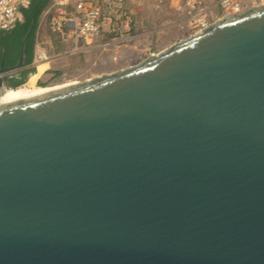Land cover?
<instances>
[{
    "label": "water",
    "instance_id": "1",
    "mask_svg": "<svg viewBox=\"0 0 264 264\" xmlns=\"http://www.w3.org/2000/svg\"><path fill=\"white\" fill-rule=\"evenodd\" d=\"M0 264H264V5L0 103Z\"/></svg>",
    "mask_w": 264,
    "mask_h": 264
},
{
    "label": "built area",
    "instance_id": "2",
    "mask_svg": "<svg viewBox=\"0 0 264 264\" xmlns=\"http://www.w3.org/2000/svg\"><path fill=\"white\" fill-rule=\"evenodd\" d=\"M34 1L0 0V31H10L18 22L23 21L22 10L30 8ZM175 1L176 10L185 17L190 29L196 32L195 35L201 34L228 15L242 14L264 5V0ZM128 2L129 0H52V4L45 10L39 22L34 61L31 65L36 72L30 74L29 79L40 74L42 65H51L58 60L50 55L40 37L45 26L51 35L69 44L75 52L95 47L98 39L105 37H109L118 45L131 41L129 34L132 30V15ZM111 44L110 41H105L101 46L108 47ZM15 72L0 73L4 90L13 89L9 87L7 80ZM40 79L41 76L36 80L38 86H42ZM50 85L52 83L48 82L45 86Z\"/></svg>",
    "mask_w": 264,
    "mask_h": 264
},
{
    "label": "rangeland",
    "instance_id": "3",
    "mask_svg": "<svg viewBox=\"0 0 264 264\" xmlns=\"http://www.w3.org/2000/svg\"><path fill=\"white\" fill-rule=\"evenodd\" d=\"M172 0H158V9H157V14H154L152 17V21H154L155 25L161 26L163 28V31L161 32L160 40L158 41V48L153 51L152 54H160L164 51H166L168 48H170L172 45L180 43L181 41L187 40L188 38L194 36L196 34L195 31H192L188 25L187 20L183 15H180L178 11L175 8V5L171 3ZM160 9V10H159ZM132 30L131 33L129 34V37L131 38V41L128 43L118 45H110L108 47H104L100 49L102 52H108L113 49V47H120V46H126L132 43L135 38L133 34V27H134V19L132 17ZM40 37H42L43 41L46 44L47 35L44 32H41ZM48 38V37H47ZM44 44V47L50 52V55L52 57H55L57 61H55L53 64H51V68L49 72L44 73L41 75V82H49L52 83L50 86H55V85H60V84H65V83H72V82H79V83H84L85 81L95 79L97 77H100L106 73H101V70L99 68L95 67H89L88 64H82L81 62H77V59H79V56L83 54V56H89L93 54L94 52V47L91 48H85L79 50V52H75L74 49H64L61 51H50L48 48V43L47 46ZM128 56V54H127ZM145 58V56L143 57ZM142 58V59H143ZM75 59V61L73 60ZM114 63H115V68L112 70L111 73L118 72L122 69L126 68H131L133 66H137L140 63H131L125 62V63H120L118 61L117 57H113ZM141 60V59H139ZM118 61V62H117ZM82 64V65H81ZM91 68V69H90ZM110 70V71H111ZM55 71H60L61 74L53 80H50V78L53 76V72ZM33 79V78H32ZM29 79L27 84L23 85L22 87L26 88L28 86V83L32 80ZM43 87V86H41ZM44 87H49V86H44Z\"/></svg>",
    "mask_w": 264,
    "mask_h": 264
},
{
    "label": "crops",
    "instance_id": "4",
    "mask_svg": "<svg viewBox=\"0 0 264 264\" xmlns=\"http://www.w3.org/2000/svg\"><path fill=\"white\" fill-rule=\"evenodd\" d=\"M157 1L158 0H129V10L134 19V27L132 32L134 34L135 40L132 43L117 48L113 47L111 51L105 53L100 50L104 48L101 46V43L110 41L113 43L112 45H114L116 42L112 41L109 37L98 39L95 47L93 48V54L89 56H83V54H81L79 59H77V62L88 64V66L92 68L97 67L99 70H101V73H106L104 75H107L115 68V63L113 60L114 56L118 58L120 63L129 61H131V63H134V61H136V63H141L147 57L152 55L153 51L158 48V41L160 40V36L163 34H161L163 28H161V26L155 25L154 21H152L153 15L157 14ZM175 2L176 1L174 0L171 3L175 5ZM41 32H44L48 37L45 38V40L47 39L46 44L44 41L43 43L46 46L48 43V48L50 51L54 52L64 49H72L69 44L63 43L59 37L51 35L47 26L43 27ZM144 56L145 58H143ZM73 60L75 61V59ZM50 68L51 65H47V71L45 70V73L49 72Z\"/></svg>",
    "mask_w": 264,
    "mask_h": 264
},
{
    "label": "trees",
    "instance_id": "5",
    "mask_svg": "<svg viewBox=\"0 0 264 264\" xmlns=\"http://www.w3.org/2000/svg\"><path fill=\"white\" fill-rule=\"evenodd\" d=\"M52 0H35L32 6L22 10L23 21L18 22L10 31H0V69L13 68L19 61L24 38L28 36L25 49V65L16 71L8 80L9 87L16 89L27 82L30 74L36 69L31 67L34 61L37 31L40 19ZM50 80L56 79L61 72L55 71ZM42 86L48 82H41Z\"/></svg>",
    "mask_w": 264,
    "mask_h": 264
},
{
    "label": "bare ground",
    "instance_id": "6",
    "mask_svg": "<svg viewBox=\"0 0 264 264\" xmlns=\"http://www.w3.org/2000/svg\"><path fill=\"white\" fill-rule=\"evenodd\" d=\"M47 65H42L40 67V74L38 76H33L30 79H32L26 88H17V89H6L4 93L0 94V103H6L9 101L13 100H19V99H24L30 96H35L39 94H44L50 91H55L58 89L70 87L72 85L78 84L77 82H72V83H65V84H60V85H55V86H49L46 88H38L36 87V80L38 79L39 76L46 70Z\"/></svg>",
    "mask_w": 264,
    "mask_h": 264
},
{
    "label": "flooded vegetation",
    "instance_id": "7",
    "mask_svg": "<svg viewBox=\"0 0 264 264\" xmlns=\"http://www.w3.org/2000/svg\"><path fill=\"white\" fill-rule=\"evenodd\" d=\"M7 71H9V70H7ZM36 87H38V88H46V87H41V86H38V85H36ZM20 88H24V87H20Z\"/></svg>",
    "mask_w": 264,
    "mask_h": 264
}]
</instances>
